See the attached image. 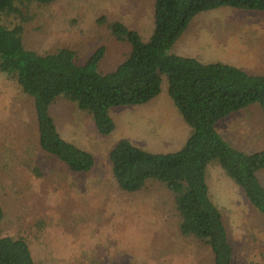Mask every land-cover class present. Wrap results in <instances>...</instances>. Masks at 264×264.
Wrapping results in <instances>:
<instances>
[{"label":"rangeland","instance_id":"1","mask_svg":"<svg viewBox=\"0 0 264 264\" xmlns=\"http://www.w3.org/2000/svg\"><path fill=\"white\" fill-rule=\"evenodd\" d=\"M29 10L32 19L23 38L28 49L46 53L67 47L84 63L104 47L102 72L114 70L131 50L112 34L109 22L123 21L143 40L154 29V0H55L33 3ZM171 51L263 75L264 11L224 6L201 12ZM51 114L65 139L94 154L90 172H71L44 153L33 99L15 78L0 72L5 234L28 237L38 264H213L208 246L180 233L172 195L163 184L148 182L141 191L129 193L118 187L112 173L109 153L123 138L155 152L179 149L187 140L189 126L170 99L166 81L147 104L112 109L116 129L110 135L100 134L92 116L63 97L52 105ZM217 127L238 149H264V109L257 103L232 113ZM258 176L264 184V169ZM208 184L229 231L232 264H264V217L217 162L208 168Z\"/></svg>","mask_w":264,"mask_h":264},{"label":"trees","instance_id":"2","mask_svg":"<svg viewBox=\"0 0 264 264\" xmlns=\"http://www.w3.org/2000/svg\"><path fill=\"white\" fill-rule=\"evenodd\" d=\"M54 1L0 0V72L15 78L33 99L40 148L71 172H90L95 156L60 134L51 114L56 100L63 97L76 103L92 116L100 134L110 135L116 129L112 109L147 104L159 96L166 81L170 99L189 126L187 140L179 149L159 152L127 138L119 140L109 153L114 179L129 193L141 191L148 182L163 184L172 195L180 233L208 246L213 264H232L234 248L223 213L210 194L208 168L217 162L264 217V184L258 176L264 169V149H238L217 127L224 118L252 104L264 109V74L171 50L199 13L224 6L264 11V0H154V29L148 40L123 21L109 22L112 34L131 47L128 56L109 72L99 70L104 47L84 63L77 61L71 48L39 53L26 47L24 31L32 19L29 7ZM32 170L37 177L42 175L38 168ZM5 217L0 196V264H38L28 237L4 233Z\"/></svg>","mask_w":264,"mask_h":264}]
</instances>
